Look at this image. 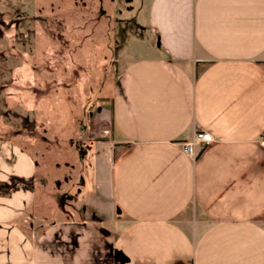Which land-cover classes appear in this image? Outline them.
Wrapping results in <instances>:
<instances>
[{
  "label": "crops",
  "instance_id": "1",
  "mask_svg": "<svg viewBox=\"0 0 264 264\" xmlns=\"http://www.w3.org/2000/svg\"><path fill=\"white\" fill-rule=\"evenodd\" d=\"M148 19L163 55L127 63L108 111L115 247L124 264H264V0H149ZM199 130L214 140L192 158L181 143ZM35 170L0 142V182ZM31 193H0L15 264H34L18 217Z\"/></svg>",
  "mask_w": 264,
  "mask_h": 264
},
{
  "label": "rangeland",
  "instance_id": "2",
  "mask_svg": "<svg viewBox=\"0 0 264 264\" xmlns=\"http://www.w3.org/2000/svg\"><path fill=\"white\" fill-rule=\"evenodd\" d=\"M148 3L0 0V142L29 151L36 166L34 191L19 188L32 196L18 216L34 264L118 263L105 257L104 245L121 240L103 236L91 222L99 219L110 234L117 217L103 154L123 69L134 59L163 55ZM90 164L94 170L82 172ZM14 239L0 246V264H15Z\"/></svg>",
  "mask_w": 264,
  "mask_h": 264
},
{
  "label": "built area",
  "instance_id": "3",
  "mask_svg": "<svg viewBox=\"0 0 264 264\" xmlns=\"http://www.w3.org/2000/svg\"><path fill=\"white\" fill-rule=\"evenodd\" d=\"M213 140L214 138L209 132L199 130L195 132L193 138L190 141L181 143V149L192 158H195L199 151L204 149ZM259 143L264 147V135L259 138Z\"/></svg>",
  "mask_w": 264,
  "mask_h": 264
},
{
  "label": "trees",
  "instance_id": "4",
  "mask_svg": "<svg viewBox=\"0 0 264 264\" xmlns=\"http://www.w3.org/2000/svg\"><path fill=\"white\" fill-rule=\"evenodd\" d=\"M33 177H30L28 179H24L22 177H16V176H12L9 178L8 182H0V187L2 188V190H0V192H3L5 189L8 190V192L14 191L16 189H19L20 187L25 188V189H31L34 191V182H33ZM41 180V178H38ZM79 184H82V178L80 177V181ZM53 196H58V194H55ZM59 210H63V208H61V206H59L58 204L56 205V210L55 211H59Z\"/></svg>",
  "mask_w": 264,
  "mask_h": 264
},
{
  "label": "water",
  "instance_id": "5",
  "mask_svg": "<svg viewBox=\"0 0 264 264\" xmlns=\"http://www.w3.org/2000/svg\"><path fill=\"white\" fill-rule=\"evenodd\" d=\"M119 212H120L119 209H117V214ZM100 232H103L105 237H107L109 233V231L105 229L104 227H100ZM114 238L115 239L117 238L116 234L114 235ZM108 245L110 247L111 252L113 253L112 256L114 260H116L120 264H124L129 261V258L126 255H124V253L120 249H117L116 247H114L112 243H108Z\"/></svg>",
  "mask_w": 264,
  "mask_h": 264
},
{
  "label": "flooded vegetation",
  "instance_id": "6",
  "mask_svg": "<svg viewBox=\"0 0 264 264\" xmlns=\"http://www.w3.org/2000/svg\"><path fill=\"white\" fill-rule=\"evenodd\" d=\"M60 198L61 199H63L64 198V196L62 195V194H60ZM61 208H63L64 209V207H63V205H62V207ZM91 224H93V225H98V227H100V226H102V227H104L103 225H101L102 224V222L101 221H99V219H97V218H92V222H91ZM109 231V230H108ZM111 233H112V231H111ZM111 233L109 234L108 233V236L107 237H111L112 239H113V236L114 235H111ZM101 234H103V232H101ZM114 234V233H113ZM104 236V235H103ZM105 247H106V251H105V257H108L109 259H114L113 258V253L111 252V250H110V247H109V245L106 243L105 245H104Z\"/></svg>",
  "mask_w": 264,
  "mask_h": 264
}]
</instances>
